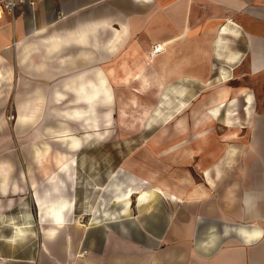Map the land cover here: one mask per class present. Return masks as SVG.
Here are the masks:
<instances>
[{"label":"crops","instance_id":"obj_1","mask_svg":"<svg viewBox=\"0 0 264 264\" xmlns=\"http://www.w3.org/2000/svg\"><path fill=\"white\" fill-rule=\"evenodd\" d=\"M149 38L165 49L159 70L166 81L221 86L240 64L253 86L264 87V0H40L0 18V264H264V113L244 84L237 95L227 88L225 101L215 90L199 113V123L214 114L215 126L207 120L189 130L176 120L174 133L193 137L191 146L177 137L173 149L194 166L173 175L171 188L157 186L185 202L159 196L133 216L123 203L119 213L108 206L105 219L85 220L93 213L79 155L97 136L71 153L58 133L73 134L64 140L79 148L78 136L91 132L83 122L98 115L85 117L82 103L113 102L115 82L132 76L143 83L134 91L146 89L150 80L131 74L130 63L144 68ZM180 40H187L181 59ZM175 97L174 117L190 107L183 90ZM11 98L16 141L2 113ZM77 111L84 116L68 114ZM49 136L65 153L55 156ZM72 156L69 174L63 167Z\"/></svg>","mask_w":264,"mask_h":264},{"label":"rangeland","instance_id":"obj_2","mask_svg":"<svg viewBox=\"0 0 264 264\" xmlns=\"http://www.w3.org/2000/svg\"><path fill=\"white\" fill-rule=\"evenodd\" d=\"M163 10L164 13H169L170 9L164 7ZM148 40L151 41V44L148 48V61L144 68L137 69L136 65L138 64H135L134 61L130 63L133 74L140 72L141 75L147 76L150 80L146 85V89L140 93L134 91L138 88L141 89V85H143L139 79H135L137 76H132L129 81L122 79L119 82H115L113 85V102L102 100L96 102L94 110L95 114L97 113L98 115H95L92 119H85L83 122L82 126L91 132L84 136L81 135L82 137L78 136L81 140L78 143L79 148H75V144H68L64 140L71 135L65 137L58 133L60 141H64L67 144L71 153L80 151L89 139L97 136L91 140V144L87 146L88 148L84 149L83 153L79 155L80 158H83V164L78 168L79 172L84 175L83 185L88 194L86 210L93 213L85 218L86 221L96 216L99 220L105 219L102 216L107 212L108 206L110 213H119L123 203L117 204V202L113 203V201L117 194L122 191L127 192L129 187H139L138 192L142 190L148 191L151 189L150 186H157L163 183L168 188H171L174 177H181L187 169H193L195 161L183 160L185 158L181 154L184 151L177 152L175 151L176 147L173 149L174 143H178L176 141L177 137L185 136L186 142L187 139L190 141V146L192 145L191 136L193 137V135L187 133L176 135L174 133L177 130L176 120L184 121L185 126L189 130L194 129L201 120L196 121L199 113L209 104V100L214 95L215 90L226 87L231 90L233 95H237L239 94V89L247 85L252 90H256L258 95L255 110L260 114L264 113V87L251 84L250 78L246 77L248 73L247 65L241 70L237 69L240 64L229 67L227 69L231 73L227 74L229 81L227 84L217 85L218 87L211 83L214 82L213 80L210 81L211 84L204 86L189 84L187 79L176 80L170 77L166 81L162 79L159 70L160 54L156 53L157 45L160 42L155 41L153 38ZM175 46L180 50L179 56L181 59L183 51L187 49V40H180ZM154 54L159 57H153ZM120 57L119 54L116 60L119 61ZM217 71L219 73L220 70ZM240 77L245 78V80H238ZM177 90L184 91L185 102L190 104V107L188 111L186 110L174 117L173 110L177 103L175 101ZM133 98H136L137 101L133 100ZM70 104L73 105L74 103H69L68 109L73 107ZM56 105L59 106L60 104ZM57 106L52 105L51 109L54 110L53 112H56L55 108ZM3 107V118L13 135L15 116L17 114L16 102L11 98ZM82 108L85 111L90 109L86 103H82ZM108 111H111L109 116H107ZM38 120L39 118L36 121ZM138 122H140V125H138ZM186 127L185 129H187ZM217 127L221 128L224 126L220 123L217 124ZM218 131L223 132L224 130L220 129ZM220 132L216 134L217 138L218 136H223ZM13 137L14 141H16L15 135ZM71 137L75 136L72 134ZM54 139L53 136H49L45 138V141L51 144L54 151L52 152L55 156L60 151L65 153L63 149L58 148L56 143L54 144ZM179 147H182V145ZM74 149L77 150L72 151ZM17 151L21 153V145L19 144ZM74 163L75 160L72 156L71 162H68L63 167L67 173L74 174ZM118 184H121L120 190L116 189ZM138 196L137 194L132 198L130 206L132 207L130 208L131 216L137 211Z\"/></svg>","mask_w":264,"mask_h":264},{"label":"bare ground","instance_id":"obj_3","mask_svg":"<svg viewBox=\"0 0 264 264\" xmlns=\"http://www.w3.org/2000/svg\"><path fill=\"white\" fill-rule=\"evenodd\" d=\"M174 48V47H173ZM163 50H165L164 49V47H163V45H157V49H156V53H161ZM155 52V51H154ZM133 53V50L130 52V54H132ZM126 54V53H125ZM148 54H146L145 56L144 55H142L143 57H142V59H143V62L142 63H139L142 67L147 63V56ZM155 55V54H154ZM164 56V55H163ZM167 57V56H166ZM164 58L165 57H163V60H160V61H164ZM166 59V58H165ZM149 61H150V59H149ZM175 68V67H174ZM172 70V69H171ZM168 72V71H167ZM131 74H133V72L131 71ZM0 77H1V73H0ZM102 86L104 87V90H105V93H110V91H109V88H108V86H107V84H106V80H104V79H102ZM227 91H228V89L226 88V87H221L220 89H219V95H220V98H219V100L220 101H225V100H227V99H225L226 97H227ZM89 98V97H88ZM213 102H216V101H213ZM218 102V101H217ZM248 102V101H247ZM87 104H88V106L90 107V108H93V111H88V113H86V114H88V115H85V117H90L91 118V114L92 113H94L95 114V110H94V106H95V101L94 100H89L88 102H86ZM69 115H76V117L77 118H79L80 116H84L83 115V113H81V112H79V111H77L76 112V114H74L73 112L72 113H68ZM209 114V116L207 115L206 117H205V119H202V122H207V120L210 122V124L213 126L214 124H215V119H214V114H212V113H208ZM216 114V113H215ZM20 119V118H19ZM24 120V119H23ZM202 122H200L199 124H201ZM229 128H237L238 126H234V125H232V124H229V126H228ZM234 135H232V137H233ZM182 143V142H181ZM176 147V146H175ZM133 177H134V175H133ZM127 178V177H126ZM135 182H136V180H135ZM147 183H149V181H147ZM136 185V184H135ZM117 186V190H120L121 189V184H118V185H116ZM151 187V189L150 190H148V191H144V190H142V191H137V190H139L140 188L139 187H129L128 188V190H127V192H124V191H122V192H120V194H117L116 196H115V203L117 202V204L118 203H124L125 204V208H124V212L125 213H128L129 212V210H130V208H132V207H130L131 206V203H132V198L134 197V195H139L138 196V203L139 204H141V203H145V202H148V201H152V199H154V198H156V197H159V196H161V197H163V198H165V199H167L168 201H170V202H185L188 198H185V197H179V196H177V195H174V194H172V193H169L167 190H165V189H163V188H161V187H158V186H150ZM104 201V200H103ZM187 204V203H186ZM180 228H182V226L180 227ZM178 232V231H177ZM180 233V232H179Z\"/></svg>","mask_w":264,"mask_h":264},{"label":"built area","instance_id":"obj_4","mask_svg":"<svg viewBox=\"0 0 264 264\" xmlns=\"http://www.w3.org/2000/svg\"><path fill=\"white\" fill-rule=\"evenodd\" d=\"M40 0H1L0 1V18L3 15L14 17L17 9L21 6H35Z\"/></svg>","mask_w":264,"mask_h":264}]
</instances>
